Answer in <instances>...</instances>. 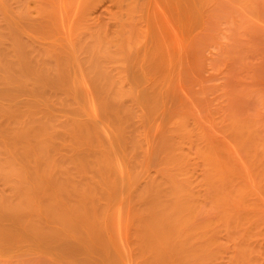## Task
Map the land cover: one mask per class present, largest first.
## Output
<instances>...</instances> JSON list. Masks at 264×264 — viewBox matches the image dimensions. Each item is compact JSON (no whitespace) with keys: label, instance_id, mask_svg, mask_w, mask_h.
<instances>
[{"label":"bare ground","instance_id":"6f19581e","mask_svg":"<svg viewBox=\"0 0 264 264\" xmlns=\"http://www.w3.org/2000/svg\"><path fill=\"white\" fill-rule=\"evenodd\" d=\"M13 1L0 0V176L11 186L9 192L0 190V234L9 235L25 228L42 243L67 250L79 248L82 258L96 255L102 264H224V259L228 260L225 264H258L256 255L264 245L256 246L254 239L262 231L259 225L264 222L263 217L239 215L240 207L233 203L237 211L227 210L222 215L221 228L197 224L194 180L179 165L177 157L162 152L166 147L168 150L166 141L159 148L169 158H162L163 162L155 169L156 175L151 173L154 148L149 137L154 134L149 136L144 125H151L159 117V114L156 116L160 110L157 101L163 100L164 95L157 99V94H162L159 88L156 94L136 92L132 85L133 90L125 89L127 85L122 82L126 78L121 82L117 77L118 68V71L115 69L118 74L111 69L115 61L109 62L107 57L111 60L109 55L114 45L126 43L122 47L117 45L115 51L120 53L125 46L130 47L127 42L131 37L125 34L126 28L123 37L117 33L113 38L109 25L104 24L105 29H110L109 33L104 31L110 39L103 40V27L102 34L95 33L96 39L91 37L95 39L91 40L97 29L88 36L90 32L83 20L78 19V31L85 30L86 43L88 38L90 43L87 48L84 44L76 48L65 44L66 51L70 50L60 52L57 45L62 42L58 40L70 44L69 39H73L67 35L66 26L62 30L67 32H64L67 40L54 30L56 23L50 22L52 28L48 26L49 31L53 29L58 35L53 37L45 29L49 25L44 23L47 19L30 22V27L27 21L29 30L45 29L50 40L60 38L57 42L48 40L47 46L39 47L22 37L24 30L16 18L17 15L20 18L22 11H12L18 8H14L16 5L25 3L18 8L22 10L28 2L15 0L18 4L13 7ZM51 2L59 5L55 9L56 13L59 11L58 16L61 8L62 14L68 16L70 12L64 10L67 6L63 0ZM79 2L82 5L83 1ZM44 9L41 13L45 16ZM78 10L83 14L82 7ZM39 12L36 11V16L40 20ZM71 13L73 19L77 14ZM124 36L130 38L126 40ZM104 42L113 43L111 49V45L108 47L109 52L107 46L102 48ZM127 47L124 49L129 52L124 49L122 52L128 56L131 53ZM120 53L117 60L123 58ZM185 128L183 125L182 129ZM42 190L46 196L40 205L48 221L38 220L26 226L33 195ZM246 224L249 226L244 227ZM254 225L259 227L257 232L253 230ZM217 232H225L230 243L218 242ZM260 238L264 243V233ZM232 242L233 249L229 247ZM224 243L226 248L222 246Z\"/></svg>","mask_w":264,"mask_h":264},{"label":"rangeland","instance_id":"374dc122","mask_svg":"<svg viewBox=\"0 0 264 264\" xmlns=\"http://www.w3.org/2000/svg\"><path fill=\"white\" fill-rule=\"evenodd\" d=\"M24 1L28 2L27 6L19 10V6L22 7L25 3L17 6L18 3L14 0L15 4L12 2L11 6L16 5L14 8H18L12 11L16 10V13L22 11L20 18L16 16L24 30L21 32L22 37L27 42L34 41L39 47L47 46L50 40L47 30L53 37L58 36L55 32L58 31L62 39L66 38L67 32L69 38L71 35L73 39H68L71 43L73 41L72 44L63 43L65 40H58L59 37L57 39L62 42H60L62 45L56 44L59 46L57 48L63 52L66 51L63 47L65 44L68 48L72 45L73 48L82 47L83 44V47L87 48L90 38L95 37V33H99L103 27L104 34L105 30L109 33L111 29L110 37L113 38L119 34L122 36L126 28L127 32L124 33L126 35L128 33L131 38L124 36V39L130 38L128 42L126 41L128 38L125 40L130 47H125L130 49L131 55L127 56L124 53L127 52L125 47L124 52L123 49L121 53L115 51L120 42L114 45V50L112 48L114 41L112 44L111 42L106 44L105 38H109L106 36L107 31L105 35L100 32L105 41L102 48L107 46L108 52L112 48L109 55L111 60L107 58L109 62L115 61V64L113 63L115 68L112 63H109L111 65L109 66L114 70L118 68L117 77L121 82L124 78L127 79L122 82L127 85L125 89L133 90V86L136 92L139 90L144 94L150 92L156 94L159 90L162 92L160 95L157 94L159 96L157 99L163 97V100L160 99L162 105L160 100L157 101L158 109L160 108L156 114V116L159 114L158 120L155 118L151 125H144V131L149 133V136L152 132L154 134L149 137L154 148L151 173L156 175L158 172L156 173L155 169L163 162L162 158H165L164 160L169 158L162 152L178 158L179 165L187 170L194 180L196 194L194 219L197 224L221 228L219 223L222 215L227 210L237 211L234 205L240 207L239 215L250 217L253 214L264 218V0H82L84 6L79 2L81 0H63L65 8L67 6L64 10L76 12L77 15L74 13L73 19L72 13H69L70 17L69 14L67 16L63 13L65 18L63 17L61 6V13L58 16L59 11L56 13L55 9L58 10L59 5L56 6L52 0L20 2ZM67 1L70 2L69 6ZM50 4L55 7L54 12ZM78 7L83 8V14ZM41 9L46 11L45 16L42 15ZM25 11L28 12L26 17ZM36 11H40L42 21L36 16L38 14ZM31 15L38 20L31 19ZM86 15L88 19L85 18ZM64 19L69 22L64 23L62 21ZM78 19L83 20L86 30L90 32L88 36L101 27L88 38V43H86L88 36L84 34L86 31L84 30V33L78 31L77 21H80ZM43 20H46L45 25L49 23L45 26L46 31L27 28V21L30 27V22ZM50 22L52 25L57 24L54 25L55 31L53 29L49 31L52 28ZM71 22L72 24H69ZM104 24L109 25L110 29H105ZM90 28L93 30L90 31ZM56 38L51 39L49 43ZM92 39L95 40L96 37ZM76 42L77 45L74 44ZM124 45L121 44V47ZM114 53H117V57ZM118 53L120 56L122 54L124 59L120 57L118 59L122 61L117 60ZM84 55L86 53H83ZM127 57L128 61L125 60ZM116 70L114 73L118 74ZM125 82L131 83L129 85ZM164 108L165 111L162 113L161 110ZM182 124L186 127L185 130L182 129ZM159 126L163 129L161 130ZM165 141L167 142L165 146L169 144L168 150L166 147L160 152L159 147ZM165 146L163 145V148ZM0 178V190L5 189L4 191L9 192L10 184L8 186L2 176ZM141 180L143 181V178ZM45 193L46 191L42 190L33 195L32 207L25 220L26 226L38 220L47 223V216L40 205L41 199L46 196ZM245 221L242 220L243 223ZM261 224L259 227L262 231L258 230L261 233L255 235L257 238L254 239L256 246L259 247L264 245L263 240L260 241L264 233V222ZM248 226L249 224H246L244 227ZM259 227L254 225L253 230L257 232ZM10 234H0V264H102L96 255L87 259L82 258L79 248L67 250L59 245L42 243L25 228ZM215 238L218 242L230 243L225 232H217ZM225 243L222 246L226 248ZM232 245L233 242L229 246L231 249L234 247ZM260 250V254L256 255L258 264H264V247ZM221 261L219 259L220 263ZM227 261L224 259L225 263Z\"/></svg>","mask_w":264,"mask_h":264}]
</instances>
